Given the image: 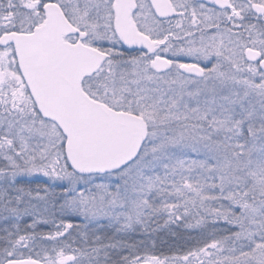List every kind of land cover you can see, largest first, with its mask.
<instances>
[{"label":"snow or ice","instance_id":"6c2138e0","mask_svg":"<svg viewBox=\"0 0 264 264\" xmlns=\"http://www.w3.org/2000/svg\"><path fill=\"white\" fill-rule=\"evenodd\" d=\"M0 264H264V0H0Z\"/></svg>","mask_w":264,"mask_h":264}]
</instances>
